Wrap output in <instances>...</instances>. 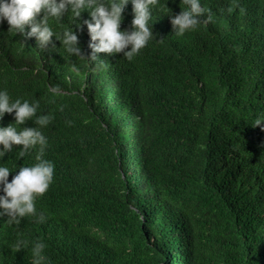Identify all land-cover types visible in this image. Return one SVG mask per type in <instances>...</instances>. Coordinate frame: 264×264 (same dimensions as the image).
Masks as SVG:
<instances>
[{
	"label": "trees",
	"instance_id": "obj_1",
	"mask_svg": "<svg viewBox=\"0 0 264 264\" xmlns=\"http://www.w3.org/2000/svg\"><path fill=\"white\" fill-rule=\"evenodd\" d=\"M202 4L213 21L180 36L168 14L185 0H159L155 38L131 61L98 53L107 69L0 23V89L55 114L43 129L54 181L37 198L47 219L0 217V264H32L31 245L11 249L20 236L43 238L52 264H264V121L253 125L264 114V0ZM132 15L129 2L122 29ZM77 35L86 57V26ZM12 122L5 113L0 125ZM21 147L0 158L9 181L36 162L39 146L24 157Z\"/></svg>",
	"mask_w": 264,
	"mask_h": 264
},
{
	"label": "clouds",
	"instance_id": "obj_2",
	"mask_svg": "<svg viewBox=\"0 0 264 264\" xmlns=\"http://www.w3.org/2000/svg\"><path fill=\"white\" fill-rule=\"evenodd\" d=\"M129 2L133 13L131 27L122 29V13ZM158 3L159 0H0V23L7 21L8 31L14 34L19 33L25 38L34 37L36 47L47 49L50 44L55 47V36L70 57H83L94 69H107L109 63L101 59L98 53L123 52V56L131 61L155 38L152 28V21L155 20L153 7ZM185 3L187 7L179 13L168 14L174 33L180 36L196 30L202 22L210 23L214 19L212 9L203 5L202 0H185ZM85 10L88 18L81 20ZM65 15L70 16L71 23L57 32L52 20L54 18L62 22ZM72 24H75L77 31L86 26L89 35L87 46L91 50L86 57ZM72 68L79 70L76 64ZM52 91H56V86L52 87ZM59 110L63 111V106ZM5 113L12 114L14 122L0 125V158L12 152L14 145L22 146L20 157H24L30 149L39 147L36 162L16 167L19 170L10 181L8 177L14 169L0 163V217L7 215V223L10 225H19L22 218L30 215L43 223L47 216L44 211L38 210L37 198L48 191L55 172L54 162L44 157L49 140L43 129L55 119V114L49 111L41 114L39 99H13L9 90L2 88L0 120ZM29 119L34 120L36 126L21 127ZM262 121L264 114L258 115L253 125H261ZM65 123L71 125L73 121L66 120ZM29 245L32 264H52L46 252L48 245L43 238L26 240L20 236L11 245V249L17 252L27 249Z\"/></svg>",
	"mask_w": 264,
	"mask_h": 264
}]
</instances>
